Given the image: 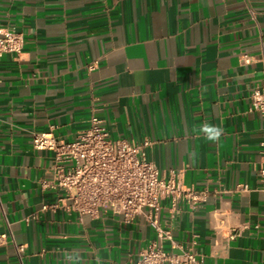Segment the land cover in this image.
<instances>
[{"label":"crops","instance_id":"0c3cea01","mask_svg":"<svg viewBox=\"0 0 264 264\" xmlns=\"http://www.w3.org/2000/svg\"><path fill=\"white\" fill-rule=\"evenodd\" d=\"M0 30L23 39L0 58V264H128L152 242L198 264H264V115L249 109L264 0H0ZM92 116L112 139L150 141L164 179L206 191L176 213L161 201L162 239L141 215L40 211L58 197L40 187L53 154L30 133L72 141Z\"/></svg>","mask_w":264,"mask_h":264},{"label":"built area","instance_id":"2783aa9c","mask_svg":"<svg viewBox=\"0 0 264 264\" xmlns=\"http://www.w3.org/2000/svg\"><path fill=\"white\" fill-rule=\"evenodd\" d=\"M22 45L21 34L0 30V58L6 53L19 54ZM249 109L264 115V88L251 92ZM30 142L33 149L53 154L50 177L41 180L40 187L57 193L58 197L55 203L42 205L40 211L61 209L91 217L109 213L120 216L125 223L141 215L162 239L158 226L161 201L168 199L171 211L176 213L178 201H185L193 208L206 198V191L196 192L173 177L160 176L147 159L150 141L129 143L112 139L96 116L90 118L88 128L72 141L56 138L50 131H32ZM258 181L264 193V167L259 169ZM247 190L246 185H236L233 189L238 193ZM174 247L179 248L178 254L167 253L161 245L152 242L128 264H198L189 249Z\"/></svg>","mask_w":264,"mask_h":264},{"label":"clouds","instance_id":"9594fccd","mask_svg":"<svg viewBox=\"0 0 264 264\" xmlns=\"http://www.w3.org/2000/svg\"><path fill=\"white\" fill-rule=\"evenodd\" d=\"M204 131L210 133L209 139H218L221 132H222V129L212 128L210 126H205Z\"/></svg>","mask_w":264,"mask_h":264}]
</instances>
